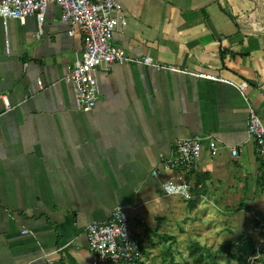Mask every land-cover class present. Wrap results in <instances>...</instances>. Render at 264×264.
<instances>
[{
  "label": "crops",
  "instance_id": "crops-1",
  "mask_svg": "<svg viewBox=\"0 0 264 264\" xmlns=\"http://www.w3.org/2000/svg\"><path fill=\"white\" fill-rule=\"evenodd\" d=\"M121 3L126 25L114 46L233 85L113 64L96 72L98 99L85 113L63 80L83 52L78 30L55 6L41 28L31 16L0 18V264H91L86 227L119 207L144 249L146 221L181 201L163 195L162 163L194 136L213 138L219 151L203 150L188 178L194 198L182 202L225 212L256 203L264 218V171L247 134L249 107L264 124V0ZM242 82L243 94L234 86Z\"/></svg>",
  "mask_w": 264,
  "mask_h": 264
},
{
  "label": "built area",
  "instance_id": "built-area-1",
  "mask_svg": "<svg viewBox=\"0 0 264 264\" xmlns=\"http://www.w3.org/2000/svg\"><path fill=\"white\" fill-rule=\"evenodd\" d=\"M50 6L58 8L60 21L73 26L83 38L81 56L72 67L66 69L63 76L64 82L70 84L73 89L77 109L82 112H90L96 105L98 99L96 72L109 71L113 64H143L156 70L167 69L185 73L197 80L233 85L215 75L160 66L148 57L134 58L114 46L112 44L114 32L126 25V12L121 0H1L0 18L4 24L9 19L23 23L31 16L41 28ZM234 86L242 94L246 88L243 82ZM247 134L255 141L260 159L264 161V124L252 107L248 109ZM204 149H207L211 156H216L219 151L211 137H189L174 145L173 157L162 163L164 180L161 183V191L164 196L184 201L194 198L193 185L188 178ZM231 155L235 158L238 155L237 149H232ZM152 176L158 177L159 171H152ZM85 235L91 264H139L143 261L140 241L131 230V220L124 208L115 209L105 223H90L86 227ZM256 256L249 260L250 264H259L256 262L258 259Z\"/></svg>",
  "mask_w": 264,
  "mask_h": 264
},
{
  "label": "rangeland",
  "instance_id": "rangeland-1",
  "mask_svg": "<svg viewBox=\"0 0 264 264\" xmlns=\"http://www.w3.org/2000/svg\"><path fill=\"white\" fill-rule=\"evenodd\" d=\"M235 203L231 204L233 208L229 207V211L225 212L211 204H202L195 210H190L181 200L178 201L174 213L166 214L165 219L147 220L146 227L141 229L146 235L143 264H171L167 251L172 254L174 264H193V258L189 256L193 243L205 248V256H214L216 264H227L223 248L228 243L233 242L232 251L237 256H240L237 254V246H243L247 241L260 250L264 246V218H256V203L249 204L248 212L243 210V205L240 207ZM257 207L261 208L259 205ZM235 208L237 214L235 211L231 212ZM237 208H241V211H237ZM131 230L143 244L139 226L131 222ZM163 233L173 236L174 239H163ZM262 256L260 252L256 258ZM229 264L239 263L231 260Z\"/></svg>",
  "mask_w": 264,
  "mask_h": 264
},
{
  "label": "trees",
  "instance_id": "trees-1",
  "mask_svg": "<svg viewBox=\"0 0 264 264\" xmlns=\"http://www.w3.org/2000/svg\"><path fill=\"white\" fill-rule=\"evenodd\" d=\"M256 156H257V159L259 160L261 168L264 171V161L260 159L258 149L256 151ZM242 205L244 206L243 210L245 212H248L249 208L246 207L245 204H240V207ZM188 206H189L190 210H192L193 208H195L196 204L189 202ZM238 211H241V208H239ZM161 237H163V239H166V240H173L174 239L173 236L169 237L167 235H165V236L162 235ZM139 244H140V249H141L142 254H143L144 249H143L142 242H140ZM237 247H238L237 248V254H239L240 256H237L232 251L234 248L233 242L228 243L225 246V248H223V252H225L226 256H227V264H229V262L231 260H236L239 264H250L249 260L252 257H255L256 254L260 253V252H262L263 256H262V258L256 259V262H258L259 264H264V246L262 248H260V250L259 249L257 250L256 245L253 246L250 242L247 241L243 246L238 245ZM166 253H168V256L170 257L171 264H174L173 257H172V254L170 253V251H167ZM204 254H205V248L203 246H201L197 243H193L191 245V247L189 249V256L191 258H193V264H205V263L206 264H216L214 256H211V255L205 256ZM139 264H143V262H140Z\"/></svg>",
  "mask_w": 264,
  "mask_h": 264
}]
</instances>
